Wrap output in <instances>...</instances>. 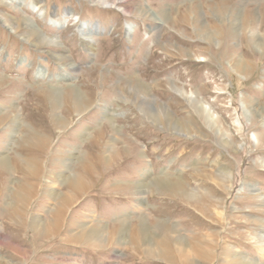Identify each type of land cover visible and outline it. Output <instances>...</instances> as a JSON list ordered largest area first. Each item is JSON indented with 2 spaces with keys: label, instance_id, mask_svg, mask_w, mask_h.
<instances>
[{
  "label": "rangeland",
  "instance_id": "1",
  "mask_svg": "<svg viewBox=\"0 0 264 264\" xmlns=\"http://www.w3.org/2000/svg\"><path fill=\"white\" fill-rule=\"evenodd\" d=\"M116 1L0 0V264H264V0Z\"/></svg>",
  "mask_w": 264,
  "mask_h": 264
},
{
  "label": "bare ground",
  "instance_id": "2",
  "mask_svg": "<svg viewBox=\"0 0 264 264\" xmlns=\"http://www.w3.org/2000/svg\"><path fill=\"white\" fill-rule=\"evenodd\" d=\"M3 3H6V4H16V3H18V4H16L19 8L21 7V6H23V5H25V0H1ZM118 1V0H117ZM116 1V2H117ZM107 3H109V0H96V4H100V5H105V4H107ZM112 3V5H116V3L114 2V1H112L111 2ZM118 3V2H117ZM107 6V5H106ZM109 6V5H108ZM29 7L31 8V10L33 11V12H38L39 10V1H33V3L31 2L30 4H29ZM115 7V6H114ZM106 8V7H105ZM113 8V7H112ZM66 15V14H65ZM67 16H70V13H67ZM1 18V17H0ZM5 19V18H4ZM3 18L2 19H0L1 21H2V23H4L5 21H6V19L4 20ZM26 21V20H25ZM26 26H27V24H26V22H24V21H22ZM21 22V23H22ZM28 22V21H27ZM29 23V22H28ZM12 24H15V23H12ZM64 24V22L62 23V24H59V23H57L56 21L55 22H53V25L55 26V27H61L62 25ZM7 25V24H6ZM29 25V24H28ZM31 25V24H30ZM19 26V25H18ZM96 26V25H95ZM20 28V27H19ZM25 28V27H24ZM97 27H93V28H90L88 25H86V24H82L81 26H80V28H78V34H79V37L81 38V40L82 41H84V43L87 45V46H91V45H93V39H92V36L93 35H96L97 33H98V31H97ZM15 30V29H14ZM30 30V29H29ZM35 30V29H34ZM131 30H132V27L131 26H128V27H126V31L128 32V33H130L131 32ZM35 34V33H34ZM31 35V34H30ZM33 35V34H32ZM40 37V36H39ZM26 39V38H25ZM42 41L46 44V45H48V44H55V42L52 40V39H47V38H42ZM41 41V42H42ZM57 44V43H56ZM62 58V57H61ZM60 60V59H59ZM58 60V61H59ZM38 74V77H40V76H43V74L41 73V71L39 72V73H37ZM40 75V76H39ZM244 108V107H243ZM32 136V135H31ZM29 137V136H28ZM33 138V137H32ZM31 140V139H30ZM29 140V141H30ZM226 142V141H225ZM25 162L27 163V164H32V163H35V160H33L31 157H29V158H27L26 160H25ZM223 173V172H222ZM226 176V178H230L229 177V175L227 174V175H225ZM70 181V180H69ZM69 187H71L73 190L74 189H79L80 190V188L82 187V185H83V182L80 180V178L77 180H73V181H71L70 183H69ZM181 187V185H179V184H175V185H173L172 187H170V190H169V192H168V194L170 193V195H174V194H177L178 193V191H180V192H182L183 191V188H180ZM244 188L243 187H240V191H242ZM71 190V189H70ZM67 196V195H66ZM20 198V197H19ZM26 199V198H25ZM24 198H21L20 200V203L23 205V204H25V200ZM65 199V198H64ZM69 200H67V199H65L64 201H63V203L65 204V203H67ZM22 207V206H21ZM19 212V211H18ZM17 212V213H18ZM60 213V212H59ZM14 216L16 215V211H14L13 213H12ZM19 214V213H18ZM58 223V220H57V222L53 225L54 227L56 226V224ZM41 225V224H40ZM39 225V226H40ZM36 226H37V224H36ZM36 226H34V227H36ZM38 226V227H39ZM35 229V228H34ZM90 232H92V234L91 235H89L90 237H92L93 236V234H95L96 235V239H95V241H97V242H94V245L96 244V246L97 245H101V243H102V241H103V235H102V231H100V229H92V230H89ZM86 237H87V234H86ZM90 237H88V238H90ZM90 239H92V238H90ZM144 238H143V235H140V232H136L134 235H133V240H132V244H133V246L134 245H141V243H144L143 240ZM172 238L170 237V236H168L166 233H164V235L162 236V238L160 239V241H158V245L161 247V248H159L160 249V257L162 256V258H164V260H165V258H168V256L171 254V253H173L174 255L176 254L177 256H181L182 257V262L184 263H186V262H190V260H192V256L194 257H198V256H202L203 254H209V250L207 249V245H206V242L205 241H203V242H200L201 243V245L199 244V242H197V241H195L193 244H192V247L190 248V249H192V252L190 253L189 251H187V249H185V246L184 245H182L181 244V242H176L175 243V241L172 239ZM263 239H264V236H263ZM171 240V241H170ZM173 241V242H172ZM200 246H201V248H200ZM143 247V246H142ZM158 249V250H159ZM144 252L147 254V256H149V257H155L156 255H154L155 254V251L153 250V249H151V246L149 245L147 248H144ZM190 254H189V253ZM194 253V254H193ZM191 254H192V256H191ZM205 256V255H204ZM207 257V256H206ZM157 258V257H156ZM159 259V258H158ZM163 260V259H162ZM243 264V263H242ZM249 264V263H248Z\"/></svg>",
  "mask_w": 264,
  "mask_h": 264
}]
</instances>
